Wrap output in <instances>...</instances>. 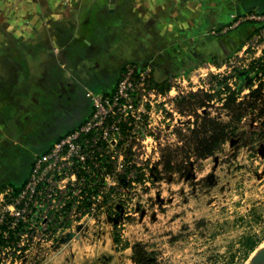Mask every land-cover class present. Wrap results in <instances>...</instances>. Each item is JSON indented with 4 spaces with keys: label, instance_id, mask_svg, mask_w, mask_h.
Instances as JSON below:
<instances>
[{
    "label": "rangeland",
    "instance_id": "obj_1",
    "mask_svg": "<svg viewBox=\"0 0 264 264\" xmlns=\"http://www.w3.org/2000/svg\"><path fill=\"white\" fill-rule=\"evenodd\" d=\"M249 58L237 57L231 73L228 68L211 71L206 67L185 74V81L180 78L183 74L168 77L169 87L184 93L174 102L181 116L166 110L169 122L155 140L132 142L136 151L129 158L144 166L146 177L139 168L123 166L124 156L109 158L104 171L117 172L107 176V185L93 173L88 177L87 182L94 184L96 178L100 186L98 191H89L90 201H95L90 214L76 219L85 211L86 202L80 212L75 203L67 213L73 219L64 230L55 228L65 218L64 212L59 222L55 219L58 212H49L50 207L33 214L34 219L27 222L30 226L17 235L20 239L0 247V264H45L62 256L70 264H251L264 248V141L240 135L215 156L203 159L190 155L187 146L191 126L197 127L200 116L209 112L228 121L229 113L219 110L223 99L230 92L242 97L264 79L262 62ZM207 91L214 94L212 100ZM192 94L198 97L190 98ZM201 101L206 109L198 108ZM258 122L250 114L242 125L256 130ZM168 154L173 156L170 171L165 164ZM27 195L21 193L19 199L26 202ZM17 214L18 210L14 217L7 215L6 222ZM247 236L262 238L250 253L245 246ZM134 247L139 255L134 254Z\"/></svg>",
    "mask_w": 264,
    "mask_h": 264
},
{
    "label": "crops",
    "instance_id": "obj_2",
    "mask_svg": "<svg viewBox=\"0 0 264 264\" xmlns=\"http://www.w3.org/2000/svg\"><path fill=\"white\" fill-rule=\"evenodd\" d=\"M261 12L264 0H0V193L27 182L126 66L152 64L161 80L222 64L258 33L238 19Z\"/></svg>",
    "mask_w": 264,
    "mask_h": 264
},
{
    "label": "built area",
    "instance_id": "obj_3",
    "mask_svg": "<svg viewBox=\"0 0 264 264\" xmlns=\"http://www.w3.org/2000/svg\"><path fill=\"white\" fill-rule=\"evenodd\" d=\"M242 22H255L262 24L263 27L258 30L251 41H247L242 46L240 53L234 54L236 55L233 57L234 59L231 58L219 65L209 63L197 70L207 67L211 71H220L228 68V73H231L237 57L245 56H250L251 61L257 59L264 63V13H252L241 17L236 24ZM252 51L256 53L253 54ZM153 69L152 64L144 67L130 64L126 66L117 87L111 93L90 94L93 104L90 118L74 132L56 142L49 152L36 156L29 182L23 188L16 192L13 187L8 186L0 193L1 228L4 225L14 230V226H18L20 222L28 228L30 225L27 222L30 218L34 219L31 216L40 214L46 207H50L49 212L54 210L58 212L55 219H58L59 222L65 207L71 202L73 205L77 203L78 206H82L87 200L91 207L94 206L95 201H90L89 191H98L100 186H97L96 178L93 179L94 184L87 180L88 177H92L93 173L102 178L103 185H107L105 181L107 176L117 172L116 169L104 171L106 164H109V158L124 156L123 166H127L129 170L139 168L142 171L141 175L146 177L144 166L133 163L129 158L133 151H136L135 147H132V142L141 143V140L148 138L155 140L158 131L164 128L165 123L169 122L165 115L166 110L173 113L174 116L180 117L181 114L176 109L174 102L177 97L184 94L176 86H170L168 91H161L154 86L152 82ZM185 77L186 75L183 74L180 78L185 81ZM175 81H179L178 84H180V80L176 79ZM258 86L252 87V90ZM250 91L242 97L249 94ZM173 93L175 94L173 95ZM206 94L214 95L208 91ZM242 97L239 96L238 99L241 100ZM224 102L225 98L219 110L228 115V111L223 107ZM217 119L223 120L222 118ZM194 128L195 125H192L191 129ZM125 132L128 135L123 137ZM119 147L124 149L119 150ZM21 193L29 194L26 202L19 199ZM64 198L66 200H63ZM7 201L11 202L10 206ZM92 208L76 215V219L86 212L90 214ZM28 209L32 210L31 214H28ZM17 210L16 219L7 223L6 216L14 217ZM69 212H64L66 215L63 218H65L61 220L62 222L56 223L55 228L61 227L60 230L66 228L68 223L60 224L73 219L72 214H67ZM5 223L7 224L5 225ZM1 231L2 229H0V233Z\"/></svg>",
    "mask_w": 264,
    "mask_h": 264
},
{
    "label": "trees",
    "instance_id": "obj_4",
    "mask_svg": "<svg viewBox=\"0 0 264 264\" xmlns=\"http://www.w3.org/2000/svg\"><path fill=\"white\" fill-rule=\"evenodd\" d=\"M247 23L252 24L253 28H255L256 31L263 27L262 24L255 22ZM213 63L219 65L220 61H214ZM261 71L264 75V63H262ZM152 82L154 86H156L161 91H165L170 88L167 84V78L159 80L155 76V74H153ZM207 96L210 100L213 99L212 95L207 94ZM193 97L198 96L192 94L190 98ZM238 97L239 96H237V93L230 92L227 95V98L225 99L223 107L228 111L230 115L228 121H223L211 117L209 113H206L204 116H200V122L197 124V127L191 131V136L188 138L189 145L187 146H189L191 153L190 155L198 159L215 156L221 151L223 146L230 139L238 138L240 137V135L242 136V138H244L247 134H249L252 139L264 141V80L259 83V86L256 89L251 90L249 94L243 96L241 100H239ZM204 107H206V104L205 102L201 101L199 103L198 108ZM250 114H254L259 120V128L256 130H246V128L242 125V122H244L246 116ZM172 158L173 156H171V154H168V156L166 155L165 164L168 171H170L171 169ZM187 158L190 157L188 156ZM26 183L27 182H24L21 185L13 184L11 187H13L17 192L21 188H23ZM85 202V211H88L91 207V204L87 200ZM72 205L73 202L68 204L65 207L64 212H69V208H71ZM80 207L81 205L78 206V212H80ZM67 223L68 221H65L63 222V224L60 225H65ZM24 227H26V225L22 222H20L17 228H15L14 230L10 229L8 226H3L2 231L0 233V247L5 248V246L9 245V243L15 240L18 241L20 237H18L17 235L18 233L24 232ZM7 235L8 237H6ZM245 238V246L247 249V253L253 252L260 244L262 239H255L253 236H247ZM114 241L117 244L119 243L118 236L114 238ZM133 252L136 255H139L140 253L138 248L135 247L133 248Z\"/></svg>",
    "mask_w": 264,
    "mask_h": 264
},
{
    "label": "water",
    "instance_id": "obj_5",
    "mask_svg": "<svg viewBox=\"0 0 264 264\" xmlns=\"http://www.w3.org/2000/svg\"><path fill=\"white\" fill-rule=\"evenodd\" d=\"M251 264H264V248L259 250L252 258Z\"/></svg>",
    "mask_w": 264,
    "mask_h": 264
}]
</instances>
